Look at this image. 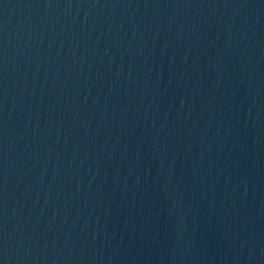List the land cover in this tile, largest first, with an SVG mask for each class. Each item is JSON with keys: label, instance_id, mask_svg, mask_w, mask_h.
<instances>
[{"label": "water", "instance_id": "water-1", "mask_svg": "<svg viewBox=\"0 0 264 264\" xmlns=\"http://www.w3.org/2000/svg\"><path fill=\"white\" fill-rule=\"evenodd\" d=\"M0 264H264V0H0Z\"/></svg>", "mask_w": 264, "mask_h": 264}]
</instances>
